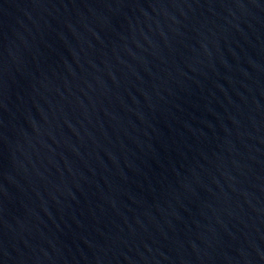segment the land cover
I'll list each match as a JSON object with an SVG mask.
<instances>
[{
	"label": "water",
	"instance_id": "water-1",
	"mask_svg": "<svg viewBox=\"0 0 264 264\" xmlns=\"http://www.w3.org/2000/svg\"><path fill=\"white\" fill-rule=\"evenodd\" d=\"M0 264H264V0H0Z\"/></svg>",
	"mask_w": 264,
	"mask_h": 264
}]
</instances>
